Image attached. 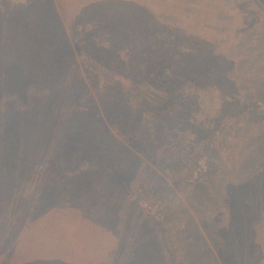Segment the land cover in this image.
I'll return each mask as SVG.
<instances>
[{
  "label": "rangeland",
  "instance_id": "obj_1",
  "mask_svg": "<svg viewBox=\"0 0 264 264\" xmlns=\"http://www.w3.org/2000/svg\"><path fill=\"white\" fill-rule=\"evenodd\" d=\"M58 1L67 7L68 18L56 15ZM149 1L157 5L151 10L153 22L137 26L132 38L136 45L129 52L118 44L127 39L122 36L126 34L123 29L113 38L104 30L96 33L97 38L87 34V43H96L100 54L79 37L86 31L74 29V0H1L0 129L2 124L9 125L15 133V127L25 126L24 133H19L23 142L18 138L17 144L28 148L33 136L41 141L36 146L46 143L42 154L32 158H49L46 152L50 148L49 164L56 171L77 162L85 167L101 143L108 146L107 171L96 160L89 173L75 174L78 187L69 190L75 207L60 221L59 232L74 238L80 220H85L89 224L86 233L96 236L98 247L102 237L104 245L106 230L92 208L110 203L113 233L107 235L112 242L101 252L111 249L107 254L111 264H264V113L227 118L233 90L238 97L264 95V0H187L161 7L157 0ZM12 2L30 5L19 9L21 5L12 7ZM162 30L170 32L167 39H162ZM179 48L184 57L174 60L172 53ZM156 56L155 67H140L142 59L154 60ZM127 76L137 80L132 83ZM142 79L146 82L137 85ZM203 81L209 86H203ZM194 83L200 87L195 88ZM183 84L187 93L183 111L191 116L190 123L196 124L189 126L191 134L179 143L170 134H162L148 112ZM141 93L142 106L136 108L135 99ZM127 94L133 95L129 104ZM70 103L88 111L83 110L73 123L65 121L72 118H54L51 105L68 116ZM61 122L65 143H60L64 130L59 134L53 130ZM102 128L111 130L126 148L117 143L121 151L112 149L114 138H99ZM131 135L134 138L126 144ZM205 138L216 146L211 171L202 162L206 154L196 150ZM3 157L1 151L0 159ZM161 158L170 159L175 169L185 168L188 160H200L202 169L193 168L190 177L196 183L187 187L182 182L178 191L170 192L167 175L158 166ZM36 166L43 167V162L37 161ZM184 176L179 179L183 181ZM14 179L0 186L2 194ZM42 180L45 178L38 172L30 173L23 187L21 180L15 189L23 196L20 202L5 193L0 203L8 198L10 206L6 204L0 211V233L2 228L6 231L29 221L23 217L34 207L35 194L44 190L40 184L37 191L36 184ZM61 190L50 188L52 204L59 203L50 210L67 215V204L62 203L67 192ZM82 193H88L89 199L80 200ZM44 194L40 193L41 199ZM149 214L157 225L146 220ZM55 215L47 216L52 219ZM4 254L1 245L3 264Z\"/></svg>",
  "mask_w": 264,
  "mask_h": 264
},
{
  "label": "trees",
  "instance_id": "obj_2",
  "mask_svg": "<svg viewBox=\"0 0 264 264\" xmlns=\"http://www.w3.org/2000/svg\"><path fill=\"white\" fill-rule=\"evenodd\" d=\"M1 1V0H0ZM161 6L165 5H177L179 2H186L187 0H157ZM59 2V7L56 8L55 11L56 15L62 16L63 14L66 18L67 16V7L64 5L63 2ZM76 3V9L75 14L73 15V19L75 21L74 29L79 30L82 33L80 38H83L84 45L89 46L91 51H96L100 53L101 49H97L99 47L96 43L90 42L87 43V34L90 33V35L94 36V38H97L96 33H98L99 30H104L109 38H113L115 36V32L117 30H125L126 34L122 35L127 39L120 40L118 42L119 45L124 47L125 49H128V52L135 44V41L133 36L136 35L134 32L138 29V25H141V23L145 24L144 26H149L150 22H153V17H151V10L155 9L157 5H152L149 3V0H74ZM8 5V4H7ZM12 7L20 6L19 9H26L30 3L29 2H12ZM3 7V6H2ZM2 7L0 6V11L2 10ZM64 17V18H65ZM98 17V19H96ZM98 20V21H97ZM137 22H140V24H137ZM99 28V29H98ZM72 30V29H71ZM110 30V31H107ZM133 30V31H132ZM169 30V29H168ZM181 33H185L183 29H180ZM157 33V32H155ZM95 34V35H93ZM154 35V34H153ZM162 39H167L170 36V32L166 30L161 31ZM154 37H158L157 34L154 35ZM150 39V38H149ZM94 40V39H93ZM109 44L110 40L107 41ZM138 44V42H137ZM94 47H93V46ZM139 45H137L138 47ZM107 47H110V45H107ZM78 51H80V46L78 45ZM109 49V48H106ZM181 48L177 49L174 53H172V57L174 60H179L182 57H184L183 50L180 51ZM191 51L196 53L195 49H191ZM100 54H103L102 52ZM129 54V53H128ZM199 52H197L196 55H198ZM130 59L131 56L127 55ZM179 56V57H176ZM14 59L15 62L19 60ZM157 61H159V57L156 56L154 60H141L140 61V67L142 68H153L156 66ZM56 63V62H54ZM154 64V65H153ZM56 66V65H55ZM152 75V74H151ZM31 79V78H30ZM126 80L131 81L132 83H135V80L137 79H131V77L127 76L125 77ZM33 81V79H31ZM146 81L143 79L138 81L137 85H142ZM111 84H113L111 82ZM195 88L198 86V83H194ZM186 85H181L176 92V94H173L171 96H167L164 98L159 99L154 109L150 110L148 112L149 117L153 123H157L160 125L159 129L162 130V134L165 135L170 134L173 139H175L179 143L181 142L180 139H183L186 135L191 134V130L189 126L195 125V123L191 124L190 119L191 116H188L183 111V104L184 98L186 97L185 94H187L183 89ZM203 86L207 87L209 86V83H205L203 81ZM197 88V89H198ZM85 89V87H84ZM136 91V88L134 89ZM144 94V92H142ZM140 94L136 97V101L138 102L135 106L136 108H139L142 106L141 101L143 100V94ZM128 98L126 99V103H130V99L133 97V95L130 97L129 94H127ZM231 104L230 108L227 114V118L232 119H238L243 115H250V114H257V113H264V95H261L260 97L253 99L250 97H238L237 90H233L231 92ZM140 97V98H139ZM73 100V99H72ZM73 103H70L72 105ZM76 104V103H75ZM73 104L71 106V110L69 112H66L68 116H63L59 113V111H56L55 105H51V111L52 115L56 114L59 120L62 121V119H70L72 120H65L69 122H74L76 119V116H81L83 110L88 111V108H80L79 105ZM196 102L193 103V106L195 107ZM33 106H31L30 110ZM132 108V107H131ZM24 111V110H20ZM66 111V110H65ZM12 114L15 112H11ZM19 115L24 114L25 112H18ZM221 123V122H220ZM219 123V124H220ZM91 124H94L93 122ZM219 124L214 128V134L216 130L219 127ZM25 126L19 125L17 130L15 127V133L12 132V127L9 125H1L0 129V142L3 143V146L0 143V152H4V157L0 159V186L2 184H5L8 180H11L13 178L14 181L9 183V188L2 194L0 190V200L3 199L5 193V197L8 196L10 193L11 196H14L16 199V202H20L23 200V196L19 191H15L17 184L22 180L21 185L22 187L27 182L28 176L30 173L34 174L36 172L41 173L43 177L45 178V181L42 180L37 185V191H38V185L41 184V188L44 187L43 191H38L34 196V201L32 205L34 207L31 208V211L24 214V220L28 221L25 224H21L20 226H11L8 227L6 231L2 228V233H0V246H5V254L3 256V260L5 259V264H111V258L109 254L111 249H105L104 254L101 252L104 247L107 246L109 243L111 244L112 238L108 237V233L112 235V231L110 230V224L111 216H110V203L109 204H100V205H94L92 208V214L94 217L99 218V220L103 223L104 226H100L102 229L106 230L105 234V243L103 245V239L99 235L101 243L98 247V240L96 236L93 233H86V230L89 228V224H85V220L81 221L80 224H78L79 227L75 229L74 235L76 237L74 238H68V233L62 235L59 232V226L60 221L65 220L68 215H71L69 210L72 209V207H75L74 200H72V197H70V189L74 185L78 184V181L74 179L76 173H89L93 168L96 167V163H93L92 161L96 162V160H100L102 162L101 167L105 171H107V168L109 166L107 163H105V156L107 154V145L104 143H101L102 145L98 150L94 151L90 156V162L86 163L85 167H82L78 164V162L74 165V167H64L63 169H60L59 171H56L53 167H50V160H51V154L49 149L47 150L46 154L49 158H45V156L42 158L41 156L38 159H33V155H36L37 153L42 154V148L44 145L36 146V143H40L41 141L39 139H35V136L29 140V143L31 145L27 146L22 145L19 146L17 144V139L19 138L22 142L23 139L20 138L19 133L23 132V129ZM52 129V128H51ZM166 129V131H165ZM230 129V128H229ZM53 130L56 134H59V131L64 130L61 124H58L53 126ZM114 130V128H113ZM117 130V129H116ZM115 130V131H116ZM47 131V130H46ZM160 131V130H159ZM65 130L63 133V139L60 140V143H65L66 140V134ZM118 132V131H117ZM161 133V132H160ZM94 133L91 138H94ZM5 138L3 141L2 139ZM53 138V137H52ZM99 138L107 140L108 138H114L112 135L111 130L109 129H103L99 132ZM134 138L133 135L130 136L129 139H127L126 144L131 143V139ZM209 138V137H208ZM208 138H205L201 145L197 146L196 150L201 152L202 154H206L203 157V164L205 166L206 170L211 171V164H212V155L215 152V147L212 143L209 141ZM185 139V138H184ZM26 140V139H25ZM72 140V139H71ZM27 143V140H26ZM118 143V146L123 149L126 148L122 143H120V140L114 138L112 142V149H116L118 152H120V148L116 146ZM120 143V144H119ZM146 143L142 142V146L144 148ZM35 146V148H33ZM134 146V145H133ZM41 148V151L39 150ZM136 148V147H135ZM148 150H150V146L147 147ZM35 149L36 151L32 152V150ZM130 149H133L130 147ZM16 154L14 157L12 155ZM153 154V153H152ZM37 161L43 162V167L36 166ZM111 164V163H108ZM202 163H200V160L197 161H191L188 160L185 164V168H178L175 169L172 161L168 158H161L158 166L161 168V170L167 175L168 183L167 188L170 190V192H175L180 189L182 186V182H184V185H189L187 187H192L196 183V179H190L193 168H197L198 170L202 169ZM68 169H73L72 173ZM184 176V180H180L179 177L181 175ZM112 177L110 180H112ZM44 181V182H43ZM183 185V186H184ZM58 187L61 190V192H67V197H65L66 201L62 202L64 204H67L66 209L64 210V213L67 215L56 213L50 208H53L59 203L52 204V198L50 193L51 187ZM185 186V187H186ZM78 187V185H77ZM40 193H45L44 198H40ZM49 194V195H48ZM80 200H88L89 194L88 193H82L79 195ZM52 201V205H45L49 204V201ZM57 200V199H56ZM77 200V199H76ZM75 200V202H76ZM55 202V201H54ZM10 206L9 199L5 198L2 203H0V211L5 209L7 206ZM56 204V205H55ZM148 204V203H147ZM142 209V208H141ZM2 210V211H3ZM99 211V212H97ZM79 214H81L79 211H77ZM144 213V212H143ZM59 214V215H55ZM97 214V215H96ZM47 215H55L52 219ZM63 215V216H60ZM42 216V217H41ZM47 216V217H46ZM41 217V219L34 222V225L28 226L31 224L32 220L35 221L37 218ZM32 218V219H30ZM146 220L149 223H153L155 220L154 216L147 215ZM88 222V221H87ZM157 221H154L156 223ZM107 226V227H106ZM52 230V231H51ZM58 230V231H55ZM97 230V227H96ZM88 231V230H87ZM98 232V231H97ZM94 235L93 237H91ZM110 246V245H108ZM138 246H134L136 248ZM107 248V247H106ZM133 248V249H134ZM88 252V253H86ZM107 257V258H105ZM0 264H3V262H0Z\"/></svg>",
  "mask_w": 264,
  "mask_h": 264
}]
</instances>
